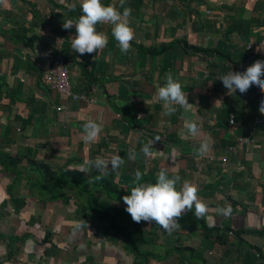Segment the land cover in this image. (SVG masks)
Returning <instances> with one entry per match:
<instances>
[{"label":"crops","instance_id":"1","mask_svg":"<svg viewBox=\"0 0 264 264\" xmlns=\"http://www.w3.org/2000/svg\"><path fill=\"white\" fill-rule=\"evenodd\" d=\"M101 2L123 12L119 0ZM80 4L81 0H0V149L12 157L24 156L28 168L38 162L70 171H81L77 166L89 159L119 154L125 163L113 172L124 189L137 170L142 176L156 172V177L165 170L169 178H181L176 186L180 190L185 182L198 189L200 201L208 207L205 219L210 228H264V128L254 124L264 116L259 111L264 99L228 92L219 80L264 60V49H258L264 34V0H126L125 7L132 9L131 51L123 55L112 26L98 24L108 44L83 56L71 49L75 26L63 28L68 19L75 20L72 13ZM250 43L257 47L251 52ZM57 53L65 57L73 94L85 99H67L45 84ZM169 72L193 107L177 106L174 115L166 116L156 94ZM257 89L253 85L247 92ZM185 119L195 122L201 135H182ZM89 120L103 131L96 141L85 143L82 126ZM157 137L153 155L145 157L141 148ZM242 137L249 138V146L237 145ZM205 139L211 150L201 157L197 149ZM230 148L236 153H229ZM131 150L134 160L128 159ZM226 157L229 162L223 165ZM38 182L35 177L15 183L0 167V232L30 235L11 247L0 241V264H140L120 239L109 238L104 222L79 213L73 188L63 190L71 199L68 205L45 203ZM13 185L15 197L27 203L19 213L7 192ZM228 205L231 216H219L216 210ZM112 206L121 213L126 208L117 202ZM180 225L168 234L142 221L140 247L162 255L148 264H241L250 250L238 243L233 231L220 243L195 225ZM243 238L264 252V236Z\"/></svg>","mask_w":264,"mask_h":264},{"label":"clouds","instance_id":"2","mask_svg":"<svg viewBox=\"0 0 264 264\" xmlns=\"http://www.w3.org/2000/svg\"><path fill=\"white\" fill-rule=\"evenodd\" d=\"M126 0H119V5L123 12L119 11L113 5L105 6L101 0H81V12L77 19H68L63 23L65 30L75 26L76 35L71 38V49L83 56L84 54L97 53L102 51L108 44V37L103 32L97 31L98 24H108L112 26V36L117 42V46L123 55L131 51V42L134 39V31L129 26V17L132 9L125 7ZM228 92L246 93L249 88L255 85L258 89H264V61L257 60L244 72H229L219 78ZM158 102H162L164 115L171 116L179 108L188 109L193 107L188 103L187 94L182 90V85L173 79L169 72L165 76V83L158 87L156 94ZM259 111L264 115V100L260 102ZM185 132L182 135L197 137L201 135L200 127L193 121L185 119L183 125ZM103 128L95 121L89 120L82 126V137L85 143L96 141ZM156 140L149 141L141 148L145 157L153 155L152 145ZM211 150V143L205 139L200 143L197 149L198 156H204ZM136 153L131 150L128 155L129 160H134ZM125 161L119 154L112 155L110 159L97 157L95 160L89 159L84 164L77 167L87 173L92 169L103 175H97L95 180H102L108 175L109 171L119 169ZM110 166V167H109ZM142 179V173L137 170L134 174L133 186L130 194L121 199L126 205L125 211L130 215L135 223L141 221L149 224L158 225L164 232L172 234L179 230L181 225L179 218L185 211L194 209V215L197 219H202L208 212L206 204L200 201L198 189L195 186L184 183L181 190H177V184L180 181L178 175L169 178L165 170L158 172L155 183H139ZM217 214L224 218L231 216L232 208L228 205L224 208H218ZM211 219V217H209ZM85 222V221H84ZM86 223V222H85Z\"/></svg>","mask_w":264,"mask_h":264},{"label":"trees","instance_id":"3","mask_svg":"<svg viewBox=\"0 0 264 264\" xmlns=\"http://www.w3.org/2000/svg\"><path fill=\"white\" fill-rule=\"evenodd\" d=\"M72 15L77 19L82 15L81 8H76ZM189 49L195 50L193 47H189ZM25 161L26 158L24 156L12 157L5 153L4 149H0L1 171L13 177L15 183L22 179L32 180L35 177L39 178V182L36 184L41 189L40 197L44 199L45 203L61 202L63 205H68L71 199L66 196L63 190L67 187L73 188L76 193L74 199L79 208V213L83 212L86 217L92 216L98 221L104 222L107 227L109 238L112 241L120 239L125 249L130 254L134 255L135 259L138 260L140 264H148L150 258L159 259L162 256H156L154 253H147L140 247V241L142 238L144 239V233L141 228L142 221L140 223H135L125 210L123 213L120 211L116 212L115 207L112 206L113 202L124 204L121 198L130 194L131 188L135 186L133 182L127 189H124L115 182L116 177L113 171L104 176L102 180H95L94 178L97 175L103 174L99 172L87 174L78 170H66V168L54 169L44 163L38 162H34V166L32 165L28 168L25 167ZM155 182L156 172H151L148 175L142 176V179L139 181V183ZM14 188H16V185L9 186L7 192L8 195L13 198L15 211L19 213L21 209L26 207L27 203L25 198L17 199L15 197ZM177 190L180 189L177 188ZM178 223L195 225L201 229V231H204L207 237L216 236V240L220 243L223 242V238L227 233L233 231L231 226L210 228L206 223L205 217L202 219L196 218L194 209L185 211L179 218ZM233 233L240 245L244 243L247 247H250L249 252L246 254L244 253V260L241 264H264V252L255 245H248L243 238L244 234H251L258 237L264 236V228L254 231H233ZM28 238H30V235L17 237L5 235L0 232V241H3L10 247L13 242L24 243ZM49 240V237L45 238L46 242ZM239 252L243 253L242 250H239Z\"/></svg>","mask_w":264,"mask_h":264},{"label":"built area","instance_id":"4","mask_svg":"<svg viewBox=\"0 0 264 264\" xmlns=\"http://www.w3.org/2000/svg\"><path fill=\"white\" fill-rule=\"evenodd\" d=\"M262 40L261 42L258 43V49L263 51L264 49V34L262 35ZM62 40L60 41V43ZM248 51H254L257 47L254 46L253 43L248 44L247 46ZM65 57L61 53H57L56 57L54 58L51 67L49 68L47 74L45 75V84L48 86V88L53 91L58 93L61 96H64L67 99L71 100H79V99H85V97L77 96L73 94L72 92V85H71V80H70V72L68 67L64 64ZM251 97H255L257 94L263 95L264 96V89L261 91H255L253 93H248ZM230 127L232 130H234L235 127V117L231 116L230 117ZM255 125L258 127H264V118L259 117L255 120ZM250 140L249 138H239L237 145L240 147L243 146H249L250 145ZM235 148H230L229 153H236ZM215 158H211V162H213ZM223 164L228 163V157L222 159Z\"/></svg>","mask_w":264,"mask_h":264},{"label":"rangeland","instance_id":"5","mask_svg":"<svg viewBox=\"0 0 264 264\" xmlns=\"http://www.w3.org/2000/svg\"><path fill=\"white\" fill-rule=\"evenodd\" d=\"M0 16H1V12H0ZM262 40V39H261ZM261 40H260V42H261ZM264 61V60H263ZM262 90V89H261ZM260 89H257V90H255L256 92L257 91H261ZM256 97H261V98H263L264 99V96L263 95H260V94H257L254 98H256ZM257 118H259V117H257ZM256 118V119H257ZM262 118H264V116H262ZM255 119V120H256ZM254 124H255V122H254ZM256 127H258V126H256ZM261 128H264V127H261ZM228 162H229V158H228ZM221 163H222V161H221ZM223 164V163H222ZM228 164V163H227ZM223 165H226V164H223Z\"/></svg>","mask_w":264,"mask_h":264}]
</instances>
